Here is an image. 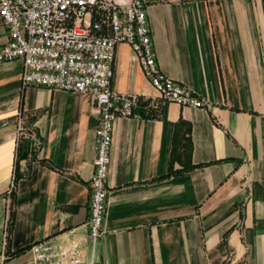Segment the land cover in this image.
I'll return each instance as SVG.
<instances>
[{
	"label": "crops",
	"instance_id": "obj_1",
	"mask_svg": "<svg viewBox=\"0 0 264 264\" xmlns=\"http://www.w3.org/2000/svg\"><path fill=\"white\" fill-rule=\"evenodd\" d=\"M146 2L159 67L209 103L159 97L117 43L113 87L141 99L115 122L94 242L92 95L23 85L22 60L0 62V264H32L31 245L70 236L84 240L82 264H264V0Z\"/></svg>",
	"mask_w": 264,
	"mask_h": 264
},
{
	"label": "built area",
	"instance_id": "obj_2",
	"mask_svg": "<svg viewBox=\"0 0 264 264\" xmlns=\"http://www.w3.org/2000/svg\"><path fill=\"white\" fill-rule=\"evenodd\" d=\"M0 13L9 32L8 41L0 45V62L21 59L23 85L54 86L93 97L99 124L87 227L95 242L106 233L115 122L133 115L141 99L139 93L113 87L117 43L132 46L159 97L192 106L209 100L159 67L146 0H0ZM21 134L22 128L17 138ZM14 189L13 176L8 195ZM7 238L8 231L5 244ZM84 246V240L70 236L61 243L38 241L28 251L32 264H82Z\"/></svg>",
	"mask_w": 264,
	"mask_h": 264
},
{
	"label": "trees",
	"instance_id": "obj_3",
	"mask_svg": "<svg viewBox=\"0 0 264 264\" xmlns=\"http://www.w3.org/2000/svg\"><path fill=\"white\" fill-rule=\"evenodd\" d=\"M19 154H20V146H19Z\"/></svg>",
	"mask_w": 264,
	"mask_h": 264
}]
</instances>
